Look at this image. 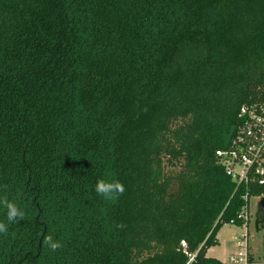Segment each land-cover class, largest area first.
Returning <instances> with one entry per match:
<instances>
[{
    "label": "trees",
    "instance_id": "16d2710c",
    "mask_svg": "<svg viewBox=\"0 0 264 264\" xmlns=\"http://www.w3.org/2000/svg\"><path fill=\"white\" fill-rule=\"evenodd\" d=\"M251 104L264 0H0V197L26 214L0 207V264H185L182 240L222 264L217 232L264 193L216 155Z\"/></svg>",
    "mask_w": 264,
    "mask_h": 264
},
{
    "label": "built area",
    "instance_id": "2783aa9c",
    "mask_svg": "<svg viewBox=\"0 0 264 264\" xmlns=\"http://www.w3.org/2000/svg\"><path fill=\"white\" fill-rule=\"evenodd\" d=\"M239 116L243 121L239 132L230 146L227 149L217 150L216 155L224 172L238 185L256 183L264 186V105L243 106ZM252 197L258 199L257 217L264 193L251 196L247 191L243 196L244 204L237 214L239 225L245 227V234L239 238L235 250L228 255L227 259L220 260L222 264H264V225L260 223L257 229L254 222V232L251 233L250 230L253 219L250 208ZM230 223H236V221L231 220ZM181 248L188 258L185 264H193L198 250L190 252L185 240L181 241Z\"/></svg>",
    "mask_w": 264,
    "mask_h": 264
},
{
    "label": "clouds",
    "instance_id": "9594fccd",
    "mask_svg": "<svg viewBox=\"0 0 264 264\" xmlns=\"http://www.w3.org/2000/svg\"><path fill=\"white\" fill-rule=\"evenodd\" d=\"M95 192L97 195L103 197L106 201L115 203L126 191L124 184L117 179H99L95 184ZM0 207L6 212V219L8 223H19L25 220L26 214L21 210L18 205L10 201L6 196L0 197ZM117 227H123V225H117ZM0 234H8V224L0 221ZM43 243L51 251L55 252L63 247L60 240L55 239L52 234H48L44 237Z\"/></svg>",
    "mask_w": 264,
    "mask_h": 264
},
{
    "label": "rangeland",
    "instance_id": "374dc122",
    "mask_svg": "<svg viewBox=\"0 0 264 264\" xmlns=\"http://www.w3.org/2000/svg\"><path fill=\"white\" fill-rule=\"evenodd\" d=\"M258 199L255 197L251 198L250 208L252 214V220L250 223L251 233L254 232V222L256 219ZM245 234V227H241L237 223L224 224L217 232L218 244L212 246L207 254L208 256L217 258L219 260H226L228 255L235 250L236 244L239 238Z\"/></svg>",
    "mask_w": 264,
    "mask_h": 264
},
{
    "label": "water",
    "instance_id": "95a60500",
    "mask_svg": "<svg viewBox=\"0 0 264 264\" xmlns=\"http://www.w3.org/2000/svg\"><path fill=\"white\" fill-rule=\"evenodd\" d=\"M263 213H264V199H262L260 204H259V211L257 213V217H256V221H255V225H256L257 229H259L260 223L264 222Z\"/></svg>",
    "mask_w": 264,
    "mask_h": 264
},
{
    "label": "crops",
    "instance_id": "0c3cea01",
    "mask_svg": "<svg viewBox=\"0 0 264 264\" xmlns=\"http://www.w3.org/2000/svg\"><path fill=\"white\" fill-rule=\"evenodd\" d=\"M210 248H211V247H210ZM210 248H209V249H210ZM209 249H208V250H209ZM207 252H208V251H207ZM207 256H208V254H207Z\"/></svg>",
    "mask_w": 264,
    "mask_h": 264
},
{
    "label": "flooded vegetation",
    "instance_id": "af4514ba",
    "mask_svg": "<svg viewBox=\"0 0 264 264\" xmlns=\"http://www.w3.org/2000/svg\"><path fill=\"white\" fill-rule=\"evenodd\" d=\"M263 216H264V213H263ZM263 225H264V222H263Z\"/></svg>",
    "mask_w": 264,
    "mask_h": 264
}]
</instances>
